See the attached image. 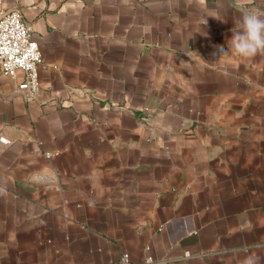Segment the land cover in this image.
Returning a JSON list of instances; mask_svg holds the SVG:
<instances>
[{
    "label": "crops",
    "instance_id": "1",
    "mask_svg": "<svg viewBox=\"0 0 264 264\" xmlns=\"http://www.w3.org/2000/svg\"><path fill=\"white\" fill-rule=\"evenodd\" d=\"M12 8L43 60L29 100L0 73V264H264V54L216 56L264 0Z\"/></svg>",
    "mask_w": 264,
    "mask_h": 264
},
{
    "label": "built area",
    "instance_id": "2",
    "mask_svg": "<svg viewBox=\"0 0 264 264\" xmlns=\"http://www.w3.org/2000/svg\"><path fill=\"white\" fill-rule=\"evenodd\" d=\"M32 26L28 24L17 8L0 15V73L15 76L17 70L23 72V79L16 91L27 100L34 98L39 91L38 67L43 56L38 42L32 37ZM0 142L6 139L1 137ZM147 258L145 263H150ZM117 264H132L129 254L123 253Z\"/></svg>",
    "mask_w": 264,
    "mask_h": 264
},
{
    "label": "clouds",
    "instance_id": "3",
    "mask_svg": "<svg viewBox=\"0 0 264 264\" xmlns=\"http://www.w3.org/2000/svg\"><path fill=\"white\" fill-rule=\"evenodd\" d=\"M239 3V0H237ZM243 8V4L240 5ZM212 16L221 20L219 15L207 14L200 19V25L207 24V17ZM232 36L226 41L227 49L219 47L216 52L219 56L228 57L229 55L241 60L251 59L258 54H264V12L259 10L244 8L241 19L232 29ZM30 181L41 185H53L57 183L56 172L51 168H45L34 172ZM258 258L248 257L244 264H257Z\"/></svg>",
    "mask_w": 264,
    "mask_h": 264
}]
</instances>
